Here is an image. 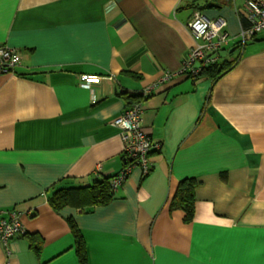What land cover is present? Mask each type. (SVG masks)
Masks as SVG:
<instances>
[{"label": "crops", "instance_id": "crops-1", "mask_svg": "<svg viewBox=\"0 0 264 264\" xmlns=\"http://www.w3.org/2000/svg\"><path fill=\"white\" fill-rule=\"evenodd\" d=\"M196 11L227 22V71L162 81L195 45ZM245 12L244 0H0V46L22 55L0 75V221L19 212L27 232L0 241V264H80L71 219L89 264H264V32L242 44ZM134 96L160 145L150 172L133 169L106 206L53 209L58 190L122 171L113 122ZM187 179L189 223L170 209Z\"/></svg>", "mask_w": 264, "mask_h": 264}, {"label": "built area", "instance_id": "built-area-1", "mask_svg": "<svg viewBox=\"0 0 264 264\" xmlns=\"http://www.w3.org/2000/svg\"><path fill=\"white\" fill-rule=\"evenodd\" d=\"M209 3L215 0H206ZM245 17L247 26L241 30L242 44L253 40L264 32V0H244ZM188 30L192 35L195 45L190 50L189 56L184 61L178 72H165L162 81H173L178 78L198 80L203 71L219 63L220 54L231 41L227 30V22L220 18L211 20L202 12L196 11L188 23ZM22 63L21 52L15 48L0 46V75L13 74ZM101 81L98 76L83 75L81 82L84 85L96 84ZM150 87L144 93L149 96L154 89ZM144 109L140 102L126 109L113 122V125L122 131L124 154L128 163L122 171L112 179L111 186L115 191L128 179L133 169L139 167L144 175L151 170V153L160 149L147 133L144 122ZM26 229L21 221V214L16 211L9 213L8 219L0 221V241L7 246L15 238L26 235Z\"/></svg>", "mask_w": 264, "mask_h": 264}, {"label": "trees", "instance_id": "trees-1", "mask_svg": "<svg viewBox=\"0 0 264 264\" xmlns=\"http://www.w3.org/2000/svg\"><path fill=\"white\" fill-rule=\"evenodd\" d=\"M242 22L246 27V21L242 19ZM219 65L220 64H216L208 68V74L211 77H219L227 71V68L221 69ZM143 97H145L144 94L140 95L139 100ZM136 98L138 99L136 96L133 97L134 101H138ZM125 158L126 162L128 163V158ZM110 181L111 179H104L95 183L93 186L84 189L70 188L58 190L50 199V206L55 210H60L65 207L91 210L96 206H106L110 204L115 198V193L111 188ZM196 184L197 183L194 179H187L180 182L177 191L170 202L171 210L180 209L185 212V221L188 223L192 221L193 217L195 200L194 191ZM69 225L75 238V248L80 264H89L87 245L84 236L82 235L77 224L72 219L69 220ZM30 240L33 252L37 256H40L42 249L40 237L31 235Z\"/></svg>", "mask_w": 264, "mask_h": 264}]
</instances>
